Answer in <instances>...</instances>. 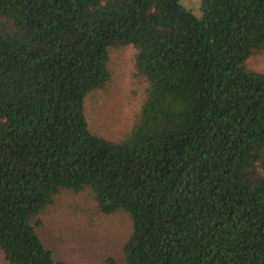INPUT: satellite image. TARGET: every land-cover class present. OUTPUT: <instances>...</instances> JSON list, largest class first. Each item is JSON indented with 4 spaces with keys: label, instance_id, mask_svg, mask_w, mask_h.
Here are the masks:
<instances>
[{
    "label": "trees",
    "instance_id": "obj_1",
    "mask_svg": "<svg viewBox=\"0 0 264 264\" xmlns=\"http://www.w3.org/2000/svg\"><path fill=\"white\" fill-rule=\"evenodd\" d=\"M200 10L0 0V262L69 264L41 233L62 210L126 218L125 264H264V0ZM130 47L143 85L111 136L86 102Z\"/></svg>",
    "mask_w": 264,
    "mask_h": 264
},
{
    "label": "rangeland",
    "instance_id": "obj_2",
    "mask_svg": "<svg viewBox=\"0 0 264 264\" xmlns=\"http://www.w3.org/2000/svg\"><path fill=\"white\" fill-rule=\"evenodd\" d=\"M193 13L200 15L201 0H181ZM133 48L111 51V78L107 85L89 95L86 112L91 124L104 134L116 136L127 122L133 104L137 103L142 82L133 77ZM255 63L264 69V57ZM61 210V209H60ZM56 211L46 217L42 236L69 264H125L121 244L128 231L127 220L115 217L78 218L75 213L65 218ZM0 264H3L0 262Z\"/></svg>",
    "mask_w": 264,
    "mask_h": 264
}]
</instances>
